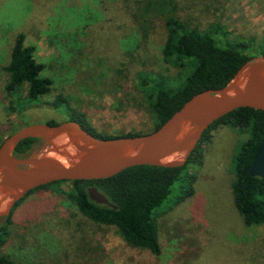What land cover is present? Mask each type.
<instances>
[{"label": "rangeland", "instance_id": "374dc122", "mask_svg": "<svg viewBox=\"0 0 264 264\" xmlns=\"http://www.w3.org/2000/svg\"><path fill=\"white\" fill-rule=\"evenodd\" d=\"M107 1L113 11L122 12L133 0ZM189 2L179 0V16L202 28L199 8ZM99 7L98 0H0V141L25 126L64 121L63 108L53 106L57 96L85 113L98 132L144 134L156 128L136 74L177 75L176 68L161 56L166 38L163 21L157 19L146 42L132 49L139 35L133 34L135 40L124 39L106 24L101 25L103 34L95 35L93 29L92 34H83L88 14ZM219 25L227 37L220 34L217 39L233 44L256 38L257 44L246 46L244 53L252 59L262 57L258 43L264 37V0H228ZM18 33L35 47L36 61L45 65L41 76L52 83L49 92L34 104L23 100L25 85L8 89L9 79L3 71ZM128 50L132 57L126 55ZM206 137L186 166L193 179L192 195L177 203L181 186L186 184V176H182L154 214L159 256L129 246L113 227H89L83 230L87 235L70 230L82 218L71 219L77 211L62 194L70 191L69 183L39 189L15 208L10 235L0 254L18 255L21 264H60L56 256L69 243L86 237L99 249L96 264H264V224L244 226L231 191L234 160L246 135L220 124ZM44 149V144L37 145L29 155ZM5 204L0 199V210ZM69 218L73 225L67 228L64 224Z\"/></svg>", "mask_w": 264, "mask_h": 264}, {"label": "trees", "instance_id": "16d2710c", "mask_svg": "<svg viewBox=\"0 0 264 264\" xmlns=\"http://www.w3.org/2000/svg\"><path fill=\"white\" fill-rule=\"evenodd\" d=\"M227 1L190 0V4L199 8L203 24L201 28L192 24L191 20L179 16V0H133L124 8V12L116 8L113 11V5L107 0H98L100 7L94 13L88 14L87 24L84 25L85 36L87 33L92 34L93 30L95 35L103 34L101 31H105V28L101 25L106 24L114 34L122 36L121 38L133 39V34L139 35L132 48L138 49L146 42L155 21L161 19L166 30L161 56L166 64L176 68L177 75L167 77L152 71H139L136 74L142 97L153 112L157 124L156 128L148 133L112 135L98 132L90 125L85 113L71 108L67 100L57 96L53 106L55 109L63 108L66 119L62 122L75 121L85 131L100 139L146 135L161 126L195 94L224 87L245 62L252 60L244 53L246 46L257 44L256 38L251 37H247L251 38L250 40L241 39V43L232 42L233 44L217 39V36L223 35L219 22L224 15ZM258 45L261 56L264 57V37ZM126 55L132 57L133 53L128 50ZM44 68L45 65L35 59V47L26 43L23 33L16 34L9 61L3 67L9 79L8 89L19 90L25 85L27 94L23 100L28 104L39 102L49 92L52 84L49 78L41 76ZM59 123L61 122L51 120L46 124ZM220 124L238 129L246 135V140L241 143L234 160V180L231 185L234 207L244 226L263 225L264 176L251 177L249 169L259 143L264 138V112L239 108L209 126L183 166H134L106 179L59 181L31 190L14 205L9 215L1 218L0 249L7 244L15 208L27 196L50 185L69 183L70 191L62 194L77 211L71 215V219L82 218L81 222L75 220V228L70 230L75 233L82 230V233L87 235L83 230L90 229L89 227H113L117 235L129 246L159 256L161 247L154 214L170 195L172 186L181 180L182 176H186V184L181 186L177 203L192 195L193 179L186 166L190 159L197 156L199 146L208 139L207 133ZM41 144L38 139H25L17 145L14 155L28 156L35 146ZM90 187L96 188L109 204L116 208L89 200L87 189ZM71 225L73 223L69 218L64 226L68 228ZM72 249L74 254L71 255ZM97 251L99 252L98 247H94L90 239L81 237V241L69 243V247L56 257L59 258L60 264H96ZM21 263L18 255L13 257L0 254V264Z\"/></svg>", "mask_w": 264, "mask_h": 264}, {"label": "water", "instance_id": "95a60500", "mask_svg": "<svg viewBox=\"0 0 264 264\" xmlns=\"http://www.w3.org/2000/svg\"><path fill=\"white\" fill-rule=\"evenodd\" d=\"M239 108L264 112V57L245 62L224 87L195 94L146 135L100 139L75 121L25 126L0 143V199L6 200L0 219L28 192L47 184L106 179L134 166H183L209 126ZM28 138L40 140L46 149L15 156L17 145ZM60 138L66 143L57 147L54 141ZM249 175L264 176V138ZM87 195L96 204L116 208L94 187Z\"/></svg>", "mask_w": 264, "mask_h": 264}, {"label": "bare ground", "instance_id": "6f19581e", "mask_svg": "<svg viewBox=\"0 0 264 264\" xmlns=\"http://www.w3.org/2000/svg\"><path fill=\"white\" fill-rule=\"evenodd\" d=\"M65 143H66V138H60V139L54 141V145L57 147L62 146ZM68 149L70 150V148H68Z\"/></svg>", "mask_w": 264, "mask_h": 264}]
</instances>
